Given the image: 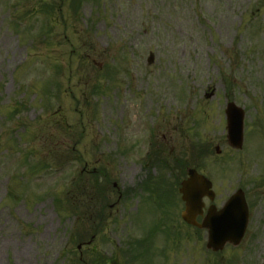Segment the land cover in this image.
I'll use <instances>...</instances> for the list:
<instances>
[{
    "label": "rangeland",
    "instance_id": "1",
    "mask_svg": "<svg viewBox=\"0 0 264 264\" xmlns=\"http://www.w3.org/2000/svg\"><path fill=\"white\" fill-rule=\"evenodd\" d=\"M228 102L244 113L240 151ZM193 146L209 151L200 167L217 208L243 190L245 236L213 254L176 198L173 239L151 237L145 264H264V0H0V264H144L127 245L141 250L163 216L137 184H172L146 154L194 164ZM100 169L107 207L91 230L89 209L70 203Z\"/></svg>",
    "mask_w": 264,
    "mask_h": 264
},
{
    "label": "water",
    "instance_id": "2",
    "mask_svg": "<svg viewBox=\"0 0 264 264\" xmlns=\"http://www.w3.org/2000/svg\"><path fill=\"white\" fill-rule=\"evenodd\" d=\"M153 56L150 55L148 62L152 63ZM228 118V141L233 148H240L242 144V112L233 104L227 107ZM187 181L181 184L180 193L185 202L186 210L182 214V219L191 225L195 224V218L201 214V199L208 196L213 199L210 191L211 184L195 171H188ZM247 207L241 191L233 195L225 204L220 212H215L210 208L201 225L198 228L207 229L208 242L207 248L218 251L226 243L237 245L243 237L247 225Z\"/></svg>",
    "mask_w": 264,
    "mask_h": 264
},
{
    "label": "trees",
    "instance_id": "3",
    "mask_svg": "<svg viewBox=\"0 0 264 264\" xmlns=\"http://www.w3.org/2000/svg\"><path fill=\"white\" fill-rule=\"evenodd\" d=\"M69 1V3H70V8H72V9H75L77 6H79L83 1H87V0H68ZM199 156L200 155H202V154H198ZM35 170H37L36 168H35ZM81 194V193H80ZM80 202V200L79 199H73L72 200V202L70 203V205L71 204H73L74 205V207L75 206H79L80 208H81V204L79 203ZM84 204H83V209H85V214H86V212H87V209H89V213H90V209H91V206H90V204H91V197L90 198H87L86 199V203L85 202H83ZM59 204V203H58ZM59 207H62V204L60 203V206ZM67 207L69 208V206H68V203H67ZM79 208V209H80ZM84 217H86V215H84ZM98 217H100V218H102L103 217V214H102V211L101 212H98ZM80 264V263H79ZM95 264H101V263H95ZM103 264V263H102Z\"/></svg>",
    "mask_w": 264,
    "mask_h": 264
}]
</instances>
